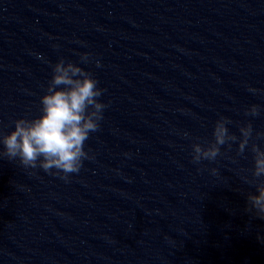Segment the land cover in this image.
I'll return each instance as SVG.
<instances>
[{
	"label": "clouds",
	"instance_id": "obj_1",
	"mask_svg": "<svg viewBox=\"0 0 264 264\" xmlns=\"http://www.w3.org/2000/svg\"><path fill=\"white\" fill-rule=\"evenodd\" d=\"M82 62L88 61V54L81 56ZM100 66L99 61L96 62ZM103 89L98 87V81L92 73L85 71L72 62L65 63L61 58L52 66V77L48 82L46 93L41 96V114L31 119L20 118L14 121V130L4 134L0 131V143L4 150L0 157L9 160L19 159L25 168H42L54 175H60L67 181L69 174L78 173L83 160L89 159L84 150L89 134L99 129V121L103 119V110L107 107L99 101ZM255 91V90H252ZM246 115L256 116L259 107L252 105L246 110ZM231 121L221 117L215 123L213 142L206 147L194 143L193 163L202 160L214 161L221 154V146L238 141V155L243 154L253 134L251 123L240 127L241 137L229 133L226 127ZM264 137V133H257ZM254 154V166L251 169L252 179L245 178L252 184L256 192L249 193L247 201L255 209L259 218L264 219V150L256 143L251 144ZM215 175L216 169L211 170Z\"/></svg>",
	"mask_w": 264,
	"mask_h": 264
}]
</instances>
